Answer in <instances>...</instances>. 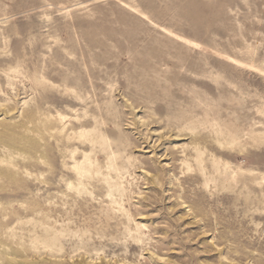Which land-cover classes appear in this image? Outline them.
<instances>
[{"label":"rangeland","instance_id":"rangeland-1","mask_svg":"<svg viewBox=\"0 0 264 264\" xmlns=\"http://www.w3.org/2000/svg\"><path fill=\"white\" fill-rule=\"evenodd\" d=\"M8 257L264 264V0H0Z\"/></svg>","mask_w":264,"mask_h":264},{"label":"bare ground","instance_id":"bare-ground-1","mask_svg":"<svg viewBox=\"0 0 264 264\" xmlns=\"http://www.w3.org/2000/svg\"><path fill=\"white\" fill-rule=\"evenodd\" d=\"M148 141V142H147ZM151 141V140H150ZM153 141H155V140H153ZM146 145H148L150 142H149V140L148 139H146ZM152 143V142H151ZM153 145V144H152ZM154 148V147H153ZM6 261H7V263L8 264H21L22 262L21 261H18V259L16 260L15 258H13V257H8L7 259H6Z\"/></svg>","mask_w":264,"mask_h":264}]
</instances>
